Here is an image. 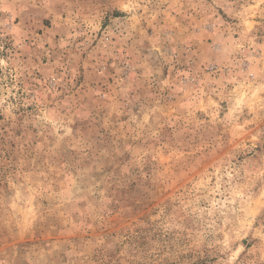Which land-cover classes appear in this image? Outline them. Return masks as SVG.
Listing matches in <instances>:
<instances>
[{
    "label": "rangeland",
    "instance_id": "1",
    "mask_svg": "<svg viewBox=\"0 0 264 264\" xmlns=\"http://www.w3.org/2000/svg\"><path fill=\"white\" fill-rule=\"evenodd\" d=\"M0 264H264V0H0Z\"/></svg>",
    "mask_w": 264,
    "mask_h": 264
}]
</instances>
